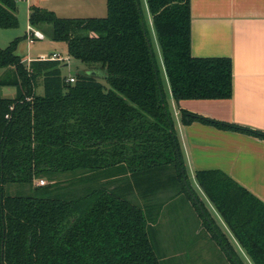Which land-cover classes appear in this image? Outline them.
I'll return each instance as SVG.
<instances>
[{
  "label": "trees",
  "instance_id": "1",
  "mask_svg": "<svg viewBox=\"0 0 264 264\" xmlns=\"http://www.w3.org/2000/svg\"><path fill=\"white\" fill-rule=\"evenodd\" d=\"M146 2L175 101L231 97V58L191 54L190 0ZM16 7L0 0V27L18 25ZM28 21L50 24L49 37L65 41L70 58L100 65L69 82L61 59L26 63L15 54L25 35L0 46V68L12 70L0 85L20 87L0 97V264H163L153 226L160 203L134 202L126 193L133 187L144 197L161 189L184 195L231 263L243 264L189 183L138 0H106L104 16L80 17L32 4ZM180 113L184 123L264 138L261 130ZM60 173L124 183L70 194L51 178ZM40 176L49 182L33 185ZM194 179L252 263L264 264V201L219 168L197 169ZM10 183L30 185L31 193L8 194Z\"/></svg>",
  "mask_w": 264,
  "mask_h": 264
},
{
  "label": "crops",
  "instance_id": "2",
  "mask_svg": "<svg viewBox=\"0 0 264 264\" xmlns=\"http://www.w3.org/2000/svg\"><path fill=\"white\" fill-rule=\"evenodd\" d=\"M25 2L27 27L33 30L42 32L43 24L38 27L29 24L30 5L48 7L57 15V7L50 5L51 0ZM67 5L78 7V2L68 1ZM190 10L191 54L229 56L232 95L226 99L175 101L169 86L166 102L176 119L172 118L187 175L194 178L197 169L219 168L264 201V138L198 120L184 123L180 113L186 109L207 118L264 131V0H190ZM26 30L25 39L29 41ZM48 43L49 47L40 52L42 55L34 58L46 57L48 48H51L48 52L69 57L65 41L49 37ZM32 52L39 51L34 48ZM61 54L60 59L65 61Z\"/></svg>",
  "mask_w": 264,
  "mask_h": 264
},
{
  "label": "rangeland",
  "instance_id": "3",
  "mask_svg": "<svg viewBox=\"0 0 264 264\" xmlns=\"http://www.w3.org/2000/svg\"><path fill=\"white\" fill-rule=\"evenodd\" d=\"M34 3L35 0H31ZM53 7H57L56 13L61 17H80V16H104L106 14V0H51ZM72 2H78L76 5H65ZM142 13L145 26L148 31L149 43L154 55V59L158 68V75L162 85L164 94H169V85L165 73L161 50L157 41L155 29L153 27L151 14L148 10L146 0H138ZM25 0H16V16L18 18V25L12 28L0 27V46L4 47L10 43L15 37L24 36L27 27V6ZM40 6L39 4H37ZM51 6V7H52ZM44 7V6H42ZM48 8V7H45ZM49 9V8H48ZM42 26V39H33L27 41L22 39L18 44L20 48L18 52L22 53L23 61L28 59H36L34 57L42 55L41 51H45V47H49V35L51 25L43 23ZM27 31V30H26ZM27 44L29 50L27 51ZM26 47L23 48V47ZM36 49L38 53H33L32 50ZM51 48H48V51ZM27 51V52H25ZM45 52L46 56L51 52ZM41 52V53H40ZM61 53H59L60 55ZM65 54H61V58H65ZM97 62H83L74 58L66 57L65 61L61 62V72L63 75L73 76L76 72L92 66H99ZM10 68H0V79L8 78L11 73ZM99 74V80L106 86L108 82L104 78L101 69L95 70ZM20 91L19 86L13 85H0V97H13ZM36 94H42L43 88L41 78L37 80L34 89ZM174 119V117L172 116ZM176 121V119H174ZM189 175V183L198 197L202 200L210 216L217 223L220 231L229 240L234 251L237 253L243 264H253L248 255L237 243L224 221L222 220L218 211L214 208L209 199L205 196L201 188L196 183L194 178ZM79 174L60 173L53 175L51 178L57 181L59 191L68 192L70 194H80L84 190L98 186L101 183H108V185H121L123 181L118 179H105V178H91L80 179ZM43 179L46 184L49 182L46 176H40L34 180L33 185L39 184V180ZM90 188V189H91ZM32 186L23 184L10 183L6 186V192L11 195H26L31 193ZM76 190L77 192H75ZM173 189L160 190L157 193L148 197L142 196L135 187L126 190L127 196L136 203H160L157 213L156 223L153 225L155 230L156 247L163 264H232L226 257L224 252L220 249L216 240L210 236V231L202 224V219L197 215L192 207L190 201L185 199V196L173 195Z\"/></svg>",
  "mask_w": 264,
  "mask_h": 264
},
{
  "label": "built area",
  "instance_id": "4",
  "mask_svg": "<svg viewBox=\"0 0 264 264\" xmlns=\"http://www.w3.org/2000/svg\"><path fill=\"white\" fill-rule=\"evenodd\" d=\"M28 40L32 41L33 39L37 38V39H42L44 36L42 34V32L38 31V30H33L31 27H28ZM49 57L50 59H60V55L56 52H52L50 55L46 56ZM46 57H40V58H46ZM69 82H73L74 81V76H68L67 79ZM44 180L40 179L39 180V184H43Z\"/></svg>",
  "mask_w": 264,
  "mask_h": 264
},
{
  "label": "water",
  "instance_id": "5",
  "mask_svg": "<svg viewBox=\"0 0 264 264\" xmlns=\"http://www.w3.org/2000/svg\"><path fill=\"white\" fill-rule=\"evenodd\" d=\"M21 47H23V46H21ZM19 48H20V44L17 45V48L15 50V54L21 56L22 53L18 52V49ZM23 48L26 49V47H23ZM25 52H27V51H25ZM182 172H183V169H182ZM183 180H184V183L186 184L187 190L189 191V193L192 196L193 200L195 201V203L197 204V206L200 208V210L203 212V209H202V206H201L200 202L197 200V198L194 196L193 192L190 190L189 186L187 185L185 176H183Z\"/></svg>",
  "mask_w": 264,
  "mask_h": 264
}]
</instances>
